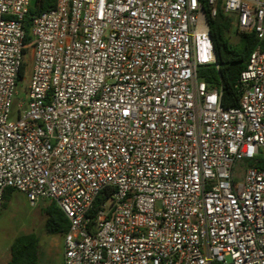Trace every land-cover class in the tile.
<instances>
[{
	"label": "built area",
	"instance_id": "obj_1",
	"mask_svg": "<svg viewBox=\"0 0 264 264\" xmlns=\"http://www.w3.org/2000/svg\"><path fill=\"white\" fill-rule=\"evenodd\" d=\"M31 1L0 0V209L54 201L63 264H264V0H205L257 41L228 109L201 0H56L26 42Z\"/></svg>",
	"mask_w": 264,
	"mask_h": 264
},
{
	"label": "trees",
	"instance_id": "obj_2",
	"mask_svg": "<svg viewBox=\"0 0 264 264\" xmlns=\"http://www.w3.org/2000/svg\"><path fill=\"white\" fill-rule=\"evenodd\" d=\"M205 19L213 46L215 64L198 66L196 76L204 81L209 88H217L220 91V105L224 109L237 107L239 95L236 89L237 79L241 71L246 67L250 53L257 44L253 34H238V43L230 44L228 34L233 28L232 19L225 16L217 5L214 16L210 15V7L207 1L201 0ZM56 0H32L28 13L23 20L24 39L29 41V29L33 16L38 13L48 11L55 6ZM25 65L21 66L19 79ZM247 166L264 169V160L256 157L247 161ZM112 189L101 191L95 198L91 214L104 201L105 197L111 193ZM14 191L5 190L1 210L7 206V201ZM46 215L44 230L48 234H63L68 230V221L64 213L54 201L44 209ZM38 236L35 233H28L16 237L10 247V260L8 264H35L38 260Z\"/></svg>",
	"mask_w": 264,
	"mask_h": 264
},
{
	"label": "rangeland",
	"instance_id": "obj_3",
	"mask_svg": "<svg viewBox=\"0 0 264 264\" xmlns=\"http://www.w3.org/2000/svg\"><path fill=\"white\" fill-rule=\"evenodd\" d=\"M228 40L232 45L238 43V36L233 30L228 34ZM24 62V75L17 83L16 99H20L25 95L26 85L30 81L33 68L30 51L25 53ZM242 166L244 168L248 167L247 161L243 163ZM50 203L51 201L49 200H43L32 205L22 193L14 191L7 201L6 208L0 211V243L8 242L11 238L32 232L37 236H49L50 234L45 233L44 230L46 218L44 209Z\"/></svg>",
	"mask_w": 264,
	"mask_h": 264
},
{
	"label": "crops",
	"instance_id": "obj_4",
	"mask_svg": "<svg viewBox=\"0 0 264 264\" xmlns=\"http://www.w3.org/2000/svg\"><path fill=\"white\" fill-rule=\"evenodd\" d=\"M63 234H50L47 237L38 236V260L35 264H63ZM15 238L0 243V264L9 263L10 247Z\"/></svg>",
	"mask_w": 264,
	"mask_h": 264
}]
</instances>
